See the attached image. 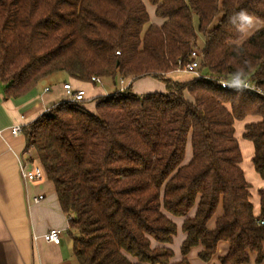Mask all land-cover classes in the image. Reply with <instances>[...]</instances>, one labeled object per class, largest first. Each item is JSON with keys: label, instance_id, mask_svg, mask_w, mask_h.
<instances>
[{"label": "trees", "instance_id": "1", "mask_svg": "<svg viewBox=\"0 0 264 264\" xmlns=\"http://www.w3.org/2000/svg\"><path fill=\"white\" fill-rule=\"evenodd\" d=\"M144 1L161 26L150 22ZM252 20L264 23V0H0L6 99L56 73L91 84L99 77L165 85V93L143 97L128 86L93 101H65L22 127L24 151L36 154L68 216L77 263L190 264L186 256L197 246L208 263L219 242L229 243L220 264H246L248 253L263 261L264 193L255 216L235 139L237 122L259 118L243 138L264 178V27L240 43ZM198 36L203 78L167 79L188 61ZM229 76L260 93L219 88ZM188 142L191 160L183 165ZM219 205L223 215L209 231ZM168 215L184 218L182 258L174 263L165 246L177 228Z\"/></svg>", "mask_w": 264, "mask_h": 264}, {"label": "crops", "instance_id": "2", "mask_svg": "<svg viewBox=\"0 0 264 264\" xmlns=\"http://www.w3.org/2000/svg\"><path fill=\"white\" fill-rule=\"evenodd\" d=\"M146 10L148 5L144 1ZM154 14L155 7L151 8ZM150 13V15H151ZM155 17V15H154ZM150 22L156 26H161L163 21L159 18L154 19L149 16ZM264 27V23L256 20L251 21L249 28L242 29L243 38L240 43L248 39L253 33ZM197 41L199 47L203 46V41ZM174 82H188L195 79L193 75L186 76L173 73L167 77ZM50 80H41L26 95L16 99H6L3 93V86L0 83V264H79L72 251L71 239L67 237L68 220L58 203L54 185L45 177L41 182H24L19 173V160L24 152L25 142L23 135L13 137L11 135L12 126L25 127L34 123L43 114L62 102H65V91L63 86L69 84L72 90L84 91V100L93 101L98 98L109 97L117 90H121V85L115 83L104 85L102 88L94 89L66 76H53ZM144 79V80H143ZM134 83H127L130 86L132 94L138 92L145 96L153 92L165 93V85L159 81L143 78ZM108 80V79H107ZM91 84V83H90ZM136 84L138 90L134 91ZM93 87L95 84H91ZM47 89V91H45ZM137 92V93H136ZM185 97L189 96L184 93ZM138 96V95H137ZM90 111H93V103L87 105ZM259 118L247 117L241 122L235 124V139L238 142L241 152L240 168L243 171L246 182L249 184L250 202L253 205V214L258 216L260 213V196L264 193V178H261L254 170L252 158L254 149L251 142L243 138L244 128L249 123L257 122ZM189 148V150H187ZM186 150L189 152L188 158H184L183 165L191 160V148L188 142ZM186 151V152H187ZM185 152V154H186ZM33 157L38 161L36 154ZM37 196H43V200L35 204L32 199ZM196 206L188 214L189 218L194 217ZM223 215L221 205L218 206L214 216L209 220L206 227L209 231L215 229L216 219ZM175 223L177 232L170 245L165 246L173 251V257L170 262H178L182 257L180 247L186 235L181 227L184 218H177L168 215ZM50 229L63 230L61 244L54 245L44 242L42 239L33 241V236H42ZM66 237L69 240H66ZM178 240L175 247L174 242ZM161 245L152 242V247ZM203 247L197 246L190 250L186 256L190 264H220L219 260L224 257L229 250V243L219 242L216 252L208 263L202 262L198 254ZM264 253V242L262 244ZM249 261L246 264H257L256 253H248ZM264 264V259L261 263Z\"/></svg>", "mask_w": 264, "mask_h": 264}, {"label": "built area", "instance_id": "3", "mask_svg": "<svg viewBox=\"0 0 264 264\" xmlns=\"http://www.w3.org/2000/svg\"><path fill=\"white\" fill-rule=\"evenodd\" d=\"M179 68L176 72H183L185 74L193 75L195 79L203 78V74L200 71V53L196 50L192 51L188 57V61L183 65L179 62ZM205 78V77H204ZM91 82L95 85H101L102 79L99 77H92ZM119 84L121 85V92H125L128 88L129 84L126 83L124 79L119 80ZM217 86L221 89H236L242 88L249 90L251 92L260 93V91L256 88V86L246 79H242L238 76H229L228 78L221 79L217 81ZM63 89L66 94L65 100L67 102H81L84 100V91H73L69 84H65ZM47 91V89L45 90ZM11 135L13 137H19L22 135V127L21 126H12L11 127ZM19 160V173L21 179L24 182H41L45 179V172L40 165L39 161H36L33 157L34 152L32 150H27L24 152ZM43 200V196H37L32 199V202L37 204ZM68 220V217H67ZM262 225L264 222L259 221ZM63 230L60 229H50L48 232L43 234L42 236H33L32 240L37 241L38 239H42L44 242L59 245L61 244V236Z\"/></svg>", "mask_w": 264, "mask_h": 264}, {"label": "rangeland", "instance_id": "4", "mask_svg": "<svg viewBox=\"0 0 264 264\" xmlns=\"http://www.w3.org/2000/svg\"><path fill=\"white\" fill-rule=\"evenodd\" d=\"M146 5H148V6H147V7H148V9H147V13H148V15L151 16V17H153L154 19H156L157 17H154V14L151 13V11H152L151 8H152L153 6H151V5L148 4V3H146ZM150 13H151V15H150ZM196 23H197L196 18H194V24L196 25ZM199 37H200V36L197 37V41L199 40ZM200 39H201V38H200ZM196 45H197V44H196ZM200 48H201V47H199V46L197 45L195 50L198 51V52H200ZM176 73H178V74H180V75H186V76L188 75V76H190V74H185V73H183V72H176ZM53 76H66V74H64V73H56V74H53V75H51V76H49V77H46L44 80H46V79L50 80L49 78H53ZM139 80H142V79H139ZM143 80H144V79H143ZM149 80L156 81L157 79L150 78ZM137 81H138V80H137ZM157 81H159V80H157ZM112 82H113V81H112V80H109V79L103 81L104 85L106 84L107 86H109V84H112ZM114 82H115L116 87H118V86H119V85H118V83H119V82H118V79H116ZM135 82H136V81H135ZM159 82H160L161 84H163V86H164V83H162V81H159ZM85 85H88L89 87L94 88L95 90H96V89H99V88H102V86H103V85H96V86L93 87L90 83H85ZM138 88H139V85L136 84V87H135L134 91H139ZM117 91H118V90H117ZM136 93H137V92H136ZM153 93H155V92H153ZM136 95L139 96V95H142V94L138 92ZM139 97H143V96H139ZM187 150H189V148H187ZM187 150H186V151H187ZM188 156H189V152L187 151L186 154H185V157H184V158L186 159V158H188ZM67 237H68V235H67ZM67 237H66V240H69V239H68L69 237H68V238H67ZM177 244H178V240H175V242H174V246H173V247L176 248Z\"/></svg>", "mask_w": 264, "mask_h": 264}]
</instances>
